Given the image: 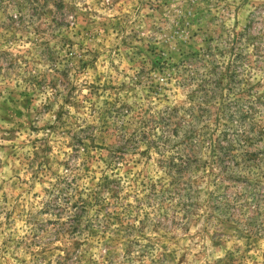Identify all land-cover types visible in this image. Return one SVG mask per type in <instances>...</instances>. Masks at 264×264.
Returning <instances> with one entry per match:
<instances>
[{
  "label": "rangeland",
  "instance_id": "rangeland-1",
  "mask_svg": "<svg viewBox=\"0 0 264 264\" xmlns=\"http://www.w3.org/2000/svg\"><path fill=\"white\" fill-rule=\"evenodd\" d=\"M0 264H264V0H0Z\"/></svg>",
  "mask_w": 264,
  "mask_h": 264
}]
</instances>
